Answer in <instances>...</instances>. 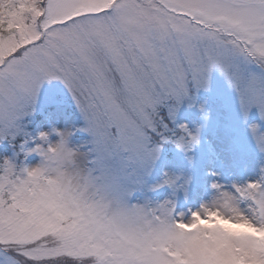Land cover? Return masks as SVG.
I'll return each mask as SVG.
<instances>
[{
  "label": "snow or ice",
  "instance_id": "obj_1",
  "mask_svg": "<svg viewBox=\"0 0 264 264\" xmlns=\"http://www.w3.org/2000/svg\"><path fill=\"white\" fill-rule=\"evenodd\" d=\"M29 3V42L17 39L19 46L0 60V264H87L90 259L65 255L72 243L68 238L13 239L18 224L13 186L23 171L53 153L70 158L66 166L81 175L89 192L153 220L204 219L203 205L204 215L177 211L181 178L168 172L156 181L151 177L166 146L187 152L198 144L197 136L189 139L187 125L176 121L185 101L209 90L213 72L235 91L243 118L255 111L259 123L250 124L249 132L264 155V0ZM246 8L261 17L262 35L251 43L217 36L206 27L210 18ZM53 82L67 95L42 91ZM259 173L231 191L223 188L254 215L264 209V167ZM218 185L211 184L212 190ZM164 189L169 196L153 203L151 197ZM138 255L142 259L125 264H152L155 253L145 249Z\"/></svg>",
  "mask_w": 264,
  "mask_h": 264
},
{
  "label": "rangeland",
  "instance_id": "obj_2",
  "mask_svg": "<svg viewBox=\"0 0 264 264\" xmlns=\"http://www.w3.org/2000/svg\"><path fill=\"white\" fill-rule=\"evenodd\" d=\"M31 11L29 0H0V17L13 26L12 33L0 36V60L19 46L17 39L29 42ZM260 19L255 9L246 8L210 18L206 27L217 36L251 43L262 35ZM49 90L67 95L56 82L45 84L42 91ZM176 123L186 124L189 139L197 136L199 142L187 152L166 146L151 179L158 180L161 172L181 178L177 211L185 217L190 211L204 215L203 205L204 219L194 217L190 224L153 220L142 210L89 192L81 175L66 166L70 158L53 153L51 159L23 171L13 186L18 220L13 239L18 243L44 235L71 239L64 254L88 257L87 264H125L142 259L138 253L145 249L155 253L152 264L161 259L167 264H264V209L254 215L240 207V198L223 191L258 179L264 167V155L249 132L250 124L259 123L255 111L243 118L235 91L213 72L209 90L185 101ZM213 183L219 184L215 191ZM168 196L164 189L151 200Z\"/></svg>",
  "mask_w": 264,
  "mask_h": 264
},
{
  "label": "trees",
  "instance_id": "obj_3",
  "mask_svg": "<svg viewBox=\"0 0 264 264\" xmlns=\"http://www.w3.org/2000/svg\"><path fill=\"white\" fill-rule=\"evenodd\" d=\"M13 32V26L4 17H0V36H7Z\"/></svg>",
  "mask_w": 264,
  "mask_h": 264
}]
</instances>
